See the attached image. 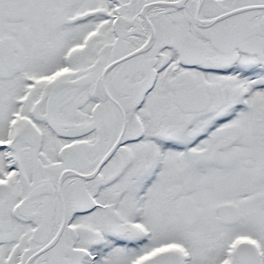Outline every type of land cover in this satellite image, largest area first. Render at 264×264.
<instances>
[{
	"label": "snow or ice",
	"instance_id": "obj_1",
	"mask_svg": "<svg viewBox=\"0 0 264 264\" xmlns=\"http://www.w3.org/2000/svg\"><path fill=\"white\" fill-rule=\"evenodd\" d=\"M0 264H264V0H0Z\"/></svg>",
	"mask_w": 264,
	"mask_h": 264
}]
</instances>
